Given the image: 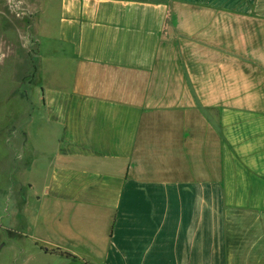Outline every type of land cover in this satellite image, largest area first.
<instances>
[{
  "label": "crops",
  "instance_id": "obj_1",
  "mask_svg": "<svg viewBox=\"0 0 264 264\" xmlns=\"http://www.w3.org/2000/svg\"><path fill=\"white\" fill-rule=\"evenodd\" d=\"M20 2L55 85L3 123L0 264H264V0Z\"/></svg>",
  "mask_w": 264,
  "mask_h": 264
},
{
  "label": "rangeland",
  "instance_id": "obj_2",
  "mask_svg": "<svg viewBox=\"0 0 264 264\" xmlns=\"http://www.w3.org/2000/svg\"><path fill=\"white\" fill-rule=\"evenodd\" d=\"M11 9L13 13L11 30L6 31L0 27V224L6 222L5 215L10 204L5 185L7 179H4L5 171L1 168L5 146L2 139L5 134L3 123H40L43 86L46 88L55 85L52 74L45 76L44 80L40 76V34L35 30L36 17L40 10L28 2H21L17 9ZM48 11L49 14L42 18L45 19L43 26L49 24L46 27L49 35L48 37L43 35L42 42L49 46L52 44L50 33L55 28L50 13L55 16L56 6L50 5ZM49 65L45 64L43 71H47ZM11 176L13 177L10 178V183L11 186L18 187L14 189L17 194L23 177L17 173ZM29 194L32 201L33 191ZM5 257L3 254L0 255V262L5 261Z\"/></svg>",
  "mask_w": 264,
  "mask_h": 264
},
{
  "label": "built area",
  "instance_id": "obj_3",
  "mask_svg": "<svg viewBox=\"0 0 264 264\" xmlns=\"http://www.w3.org/2000/svg\"><path fill=\"white\" fill-rule=\"evenodd\" d=\"M7 4L14 8V9H17L19 6H20V0H6Z\"/></svg>",
  "mask_w": 264,
  "mask_h": 264
}]
</instances>
